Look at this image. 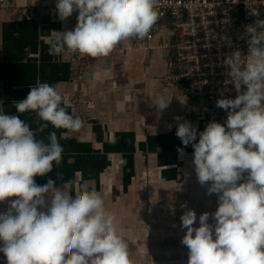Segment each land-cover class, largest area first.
<instances>
[{
    "label": "clouds",
    "instance_id": "1",
    "mask_svg": "<svg viewBox=\"0 0 264 264\" xmlns=\"http://www.w3.org/2000/svg\"><path fill=\"white\" fill-rule=\"evenodd\" d=\"M158 0H57L59 18L78 12L74 29L57 32L50 55L65 49L93 58L107 57L121 41L150 36L159 19ZM250 14L260 13L250 8ZM249 55L239 50L224 64L238 95L216 106L228 111L225 124L212 121L199 132L190 121L178 123L176 135L194 148L195 171L209 194H219L212 215L188 210L181 217L187 229L182 244L188 264H264V20L247 26ZM246 86V91H242ZM64 98L48 83L32 86L27 97L14 101L17 112L36 111L40 120L57 129L79 131L83 121L61 106ZM170 101L161 97L158 110ZM180 121V118L177 117ZM40 126L39 131L48 127ZM64 152L56 132L48 142L20 116L0 111V252L7 264H132L128 243L118 231L115 214L106 210L101 193L82 184L73 196L55 181L38 185L34 177L52 171ZM183 154V149H178ZM247 172V179L243 174ZM46 196L50 197V205Z\"/></svg>",
    "mask_w": 264,
    "mask_h": 264
},
{
    "label": "crops",
    "instance_id": "2",
    "mask_svg": "<svg viewBox=\"0 0 264 264\" xmlns=\"http://www.w3.org/2000/svg\"><path fill=\"white\" fill-rule=\"evenodd\" d=\"M56 2L0 0V111L20 116L46 143L56 132L64 148L60 163L35 176V182L43 186L53 180L73 196L82 184L101 193L106 210L117 217L132 264H188L181 217L194 210L198 228L199 216L207 212L214 224L211 214L219 207V194H209L211 182L200 184L194 148L184 146L176 131L179 122L190 121L198 143L199 132L212 121L189 103L170 57L139 44L135 36L117 44L107 57H82L67 49L50 55L57 32L74 29L78 16L75 12L59 19ZM27 7L39 11V21L26 17ZM38 82L62 95L61 106L83 121L79 131L57 129L36 111L17 112L13 102L25 99ZM161 97L170 101L164 110L156 106ZM44 123L48 127L39 131ZM15 199L0 202V213L9 211ZM46 199L50 205V197ZM0 264H7L2 252Z\"/></svg>",
    "mask_w": 264,
    "mask_h": 264
},
{
    "label": "built area",
    "instance_id": "3",
    "mask_svg": "<svg viewBox=\"0 0 264 264\" xmlns=\"http://www.w3.org/2000/svg\"><path fill=\"white\" fill-rule=\"evenodd\" d=\"M250 8L260 16L251 15ZM157 11L159 19L150 36L138 38L139 44L170 57L174 78L186 87L189 103L202 118L226 121L228 111L217 107L216 102L235 99L238 93L224 61L236 50L243 57L249 55L246 29L258 19L264 20V0H158ZM56 14L59 18L57 9ZM25 15L40 20L39 11L32 7L25 9Z\"/></svg>",
    "mask_w": 264,
    "mask_h": 264
},
{
    "label": "water",
    "instance_id": "4",
    "mask_svg": "<svg viewBox=\"0 0 264 264\" xmlns=\"http://www.w3.org/2000/svg\"><path fill=\"white\" fill-rule=\"evenodd\" d=\"M206 120H207V121H210V117H209V116H207V117H206Z\"/></svg>",
    "mask_w": 264,
    "mask_h": 264
},
{
    "label": "rangeland",
    "instance_id": "5",
    "mask_svg": "<svg viewBox=\"0 0 264 264\" xmlns=\"http://www.w3.org/2000/svg\"><path fill=\"white\" fill-rule=\"evenodd\" d=\"M151 54V53H150Z\"/></svg>",
    "mask_w": 264,
    "mask_h": 264
}]
</instances>
